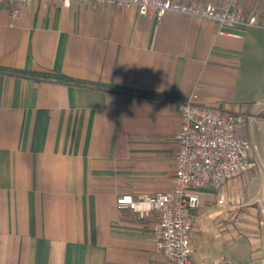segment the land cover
<instances>
[{
    "label": "crops",
    "instance_id": "crops-1",
    "mask_svg": "<svg viewBox=\"0 0 264 264\" xmlns=\"http://www.w3.org/2000/svg\"><path fill=\"white\" fill-rule=\"evenodd\" d=\"M178 1L241 7L264 20V0ZM19 7L14 17L0 5V67L55 70L164 96L0 70V264H170L155 250L154 215L119 211L115 198L171 187L178 103L192 92L202 104L246 113L241 133L256 151L250 128L255 122L261 142L264 107L248 111L236 92L247 34L264 52V28L225 26L236 35L217 34L218 22L199 16L157 19L78 0ZM246 171L221 186L226 216L264 215V179L250 190ZM251 232L247 251L226 261L264 264V227ZM207 256L201 249L205 264L219 260L207 263Z\"/></svg>",
    "mask_w": 264,
    "mask_h": 264
},
{
    "label": "built area",
    "instance_id": "built-area-1",
    "mask_svg": "<svg viewBox=\"0 0 264 264\" xmlns=\"http://www.w3.org/2000/svg\"><path fill=\"white\" fill-rule=\"evenodd\" d=\"M61 1L70 6L72 0H0L12 16H18L20 5L33 2ZM120 8L135 7L143 15L160 19L167 12L199 16L215 22L217 34L236 35L225 26L264 28L259 13H248L241 7L220 9L214 4L187 3L178 0H78ZM179 127L175 133L176 153L172 185L156 192H124L116 196L115 208L128 210L138 219L154 215L152 238L155 250L170 264H195L191 259L193 239L191 233L199 197L192 188L214 185L218 187L217 203L225 202L221 186L253 163V144L241 133L247 123L242 112L217 108L198 101L192 92L178 103ZM214 264H231L217 260Z\"/></svg>",
    "mask_w": 264,
    "mask_h": 264
},
{
    "label": "rangeland",
    "instance_id": "rangeland-1",
    "mask_svg": "<svg viewBox=\"0 0 264 264\" xmlns=\"http://www.w3.org/2000/svg\"><path fill=\"white\" fill-rule=\"evenodd\" d=\"M250 27L254 26L244 27V29H250ZM257 28L251 30L253 32L262 30ZM248 36L247 34L248 44L243 54V71L239 74L236 93L244 99L243 102L250 111L252 106L264 107V57H262L264 52L261 50V46L256 43V38L254 36L248 38ZM259 37L261 41H264V34ZM244 114L247 116L246 113ZM261 115L259 118L261 121L259 125L261 127V142L255 135V122H252L250 128L253 136L252 141L258 147H256V151H253L252 166L246 171V177L250 178V183H252L250 190L256 188L257 183L264 179V162L262 163L264 160V112ZM192 190L199 197V206L204 207V213L199 212L195 231L191 233V237L198 240L196 251L192 250L191 253L192 261L195 264H205L206 260L199 259L201 249L208 254L207 263H211L216 258L232 261L238 255L242 256L248 249V239L253 233L251 231L255 230L256 226H259L260 229L264 227V215L253 214L251 217L245 210H242L244 213L239 211L237 214L232 213L226 216L225 210L228 208V201L225 198L224 204L217 203L218 187L208 185L192 188ZM209 214L213 216L210 217Z\"/></svg>",
    "mask_w": 264,
    "mask_h": 264
},
{
    "label": "trees",
    "instance_id": "trees-1",
    "mask_svg": "<svg viewBox=\"0 0 264 264\" xmlns=\"http://www.w3.org/2000/svg\"><path fill=\"white\" fill-rule=\"evenodd\" d=\"M0 70L7 71L9 73L20 75V76H29V77H35L43 80H54L58 82H64V83H77L82 85H94L97 87H105V88H111V89H118V90H124V91H132L137 92L141 94H146L149 96H164V94L149 91V90H141V89H133L128 88L124 86H118L113 84H106L101 82H94V81H87V80H81L74 77H71L69 75H66L62 72L55 71V70H27L22 68H13V67H0Z\"/></svg>",
    "mask_w": 264,
    "mask_h": 264
}]
</instances>
